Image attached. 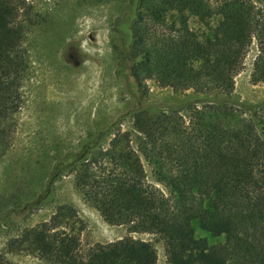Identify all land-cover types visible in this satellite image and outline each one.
Segmentation results:
<instances>
[{
  "label": "trees",
  "instance_id": "trees-1",
  "mask_svg": "<svg viewBox=\"0 0 264 264\" xmlns=\"http://www.w3.org/2000/svg\"><path fill=\"white\" fill-rule=\"evenodd\" d=\"M127 1L121 62L138 94L151 79L194 96L157 113L134 109L136 150L127 131L113 133L106 147L101 132L81 143L72 162L56 164L52 177L72 175L75 189L108 225L161 241L166 264H264V99L231 98L252 39L257 56L250 80L264 82V0ZM24 5L0 0V156L28 72ZM138 153L154 184L146 181ZM193 221L225 241L196 239ZM83 228L72 206L59 205L47 221L11 238L6 250L46 264L157 263L152 242L133 237L96 244L82 255ZM0 264L13 263L0 252Z\"/></svg>",
  "mask_w": 264,
  "mask_h": 264
},
{
  "label": "rangeland",
  "instance_id": "rangeland-1",
  "mask_svg": "<svg viewBox=\"0 0 264 264\" xmlns=\"http://www.w3.org/2000/svg\"><path fill=\"white\" fill-rule=\"evenodd\" d=\"M24 4L20 19L27 26L23 47L28 72L20 85V107L13 115L8 146L0 156V252L13 264H46L25 252L8 253L6 244L22 230L47 221L59 205H69L84 223L82 255L96 244L133 237L152 242L156 264H166L161 241L105 223L75 189L73 176L62 173L54 178L53 168L72 162L81 143L101 132L106 147L113 133L127 131L136 150L140 135L129 111H165L193 97V91L175 92L148 79L142 82L145 94H138L134 78L121 62L120 50L128 39L127 0H24ZM256 56L252 39L234 77V101L264 99V82L250 80ZM181 113L187 121L188 113ZM140 160L146 181L154 184L150 167L141 156ZM191 225L196 239L209 245L225 241L224 235H211L197 221Z\"/></svg>",
  "mask_w": 264,
  "mask_h": 264
},
{
  "label": "flooded vegetation",
  "instance_id": "flooded-vegetation-1",
  "mask_svg": "<svg viewBox=\"0 0 264 264\" xmlns=\"http://www.w3.org/2000/svg\"><path fill=\"white\" fill-rule=\"evenodd\" d=\"M133 111H134V110H131V111H129V112H133ZM111 125H112V124H111ZM111 125H110V126H111Z\"/></svg>",
  "mask_w": 264,
  "mask_h": 264
}]
</instances>
